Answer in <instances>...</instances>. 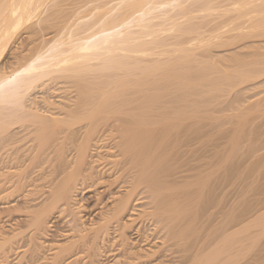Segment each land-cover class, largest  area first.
Listing matches in <instances>:
<instances>
[{"label":"bare ground","instance_id":"obj_1","mask_svg":"<svg viewBox=\"0 0 264 264\" xmlns=\"http://www.w3.org/2000/svg\"><path fill=\"white\" fill-rule=\"evenodd\" d=\"M247 83L264 0H0V261L237 264L263 219L214 209L246 163L217 139L264 114Z\"/></svg>","mask_w":264,"mask_h":264},{"label":"rangeland","instance_id":"obj_2","mask_svg":"<svg viewBox=\"0 0 264 264\" xmlns=\"http://www.w3.org/2000/svg\"><path fill=\"white\" fill-rule=\"evenodd\" d=\"M244 85L246 86V85H248V83L244 84ZM244 85L242 84L243 87H244ZM248 86H247V89H244L242 87L243 89H241V91H239V95H241L240 98L243 100V101H241L242 103L241 102H239V103L243 104V106L244 105L247 106V102L252 101L255 98H258L262 94V93L260 94L259 91L264 88V86L261 87L260 85H258V87L256 85L254 88H252L253 86H250V85H248ZM255 88H257V89H255ZM261 91H263V90H261ZM254 92H255V94H254ZM251 95H253V96H251ZM243 97H244V99H243ZM52 98L54 99V97H52ZM236 104L237 103H235V105ZM235 110H233V111H235ZM233 111L227 110V112L223 111L221 113H217V115L221 116V118H222V117H225L223 115H226V114L229 115V114H231V112L233 113ZM235 112L237 113V111H235ZM263 115L264 114H261V115L259 114L258 116H256L255 118H253L251 120V122L253 124L250 122V124L252 125L250 127L251 128L253 127L255 129L254 131H251V130L247 131V133H244L243 137H242V135L239 138L237 137V141H238V143H237L238 145L236 144L237 147H236V145L234 147L228 143V141L231 140V138L229 139V137L233 138L231 133H230L231 136H230V134H229V136H225V134H224V137H222L223 136V135H221L222 133L220 135L218 134V139L220 138L221 140L217 139V142L222 143L221 147L222 148L224 147L223 148L224 153H227L225 155L232 154V152H233L230 160L233 161L234 164L238 163L239 161H242L243 159H244V161L246 159V163L244 162L245 164L242 166L240 165V167H239V165L237 166V169L235 171L236 174L231 178V181L229 182L230 184H228L229 186L227 185L224 188V190H221V191L218 190L217 191L218 196L215 199L217 202L215 201L216 206L214 209L216 211L222 213V212L228 211V209H229V211L232 210L233 212H235V211H240L246 207V208L251 210V213L254 212V214H255L257 212L259 215H261L258 217L263 219L262 222L260 219L255 221L256 225L254 223H252L251 224V225H253L252 227L250 225V227H251L249 230L250 235H249V237H247L248 241L246 239V242H245L247 244V248L243 251V255L239 258L241 260L239 261V259H238L237 264H244V261L247 264H264V243H263L264 242V227H263V225H264V223H263L264 222V117H263ZM258 121H260V122H258ZM23 143L24 142H20L17 145L21 146ZM227 143H228V145H227ZM252 146H253V148H252ZM20 148H22V147H20ZM257 148H258V150H257ZM251 150H253V151H251ZM13 151H14V149H13ZM14 152H16V151H14ZM241 152H242V154H241ZM239 158H240V160H239ZM27 180L29 181L30 179L27 178ZM27 184H28V182H27ZM26 187L28 188V186H26ZM26 187H24V188L27 189ZM31 188H32V186H31ZM28 189H30V187ZM218 192H220V193L218 194ZM21 194L15 192L10 197H8L7 200L10 202L9 206L14 205L16 203V201H19L21 199V197H20ZM17 199H19V200H17ZM257 213H256V215H257ZM18 217L22 218L21 214H19V212H16L14 210L13 211L11 210L10 213H8V211H6V212H3V214H0V225L2 224V226H5L4 228L2 226H0L1 227L0 232L3 229H6V226H7L6 224L12 223L14 221V220H12V218L14 219V218H18ZM257 223H259L260 225ZM17 239L19 240V237H17ZM20 242H22V240H20ZM257 242H258V244H257ZM46 253H48V251H46ZM8 255H9L8 259L4 262L0 261V264H14L17 262L16 260H18L19 257H16V254H14L13 252H10V253H8ZM19 256H20V254H19ZM1 257H0V260H2Z\"/></svg>","mask_w":264,"mask_h":264}]
</instances>
